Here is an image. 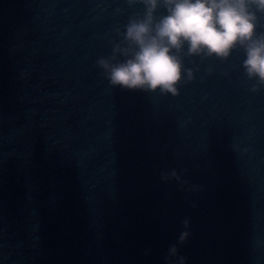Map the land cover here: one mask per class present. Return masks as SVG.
I'll return each mask as SVG.
<instances>
[{
	"label": "water",
	"instance_id": "95a60500",
	"mask_svg": "<svg viewBox=\"0 0 264 264\" xmlns=\"http://www.w3.org/2000/svg\"><path fill=\"white\" fill-rule=\"evenodd\" d=\"M137 14L0 0V264H165L186 217L187 264H264V89L239 51L185 59L175 97L111 88L96 60Z\"/></svg>",
	"mask_w": 264,
	"mask_h": 264
},
{
	"label": "clouds",
	"instance_id": "9594fccd",
	"mask_svg": "<svg viewBox=\"0 0 264 264\" xmlns=\"http://www.w3.org/2000/svg\"><path fill=\"white\" fill-rule=\"evenodd\" d=\"M126 2L129 7L142 5L143 14L129 17L125 30H116L122 39L113 45L111 56L96 60L111 88L175 97L180 87L194 79L185 59L224 62L239 51L245 57L244 75L253 82L249 90L264 89V0ZM173 177L179 180L175 170L161 173L162 180ZM182 226L176 244L170 245L164 256L165 264H187L178 246L185 245L192 235L190 219L184 218Z\"/></svg>",
	"mask_w": 264,
	"mask_h": 264
}]
</instances>
